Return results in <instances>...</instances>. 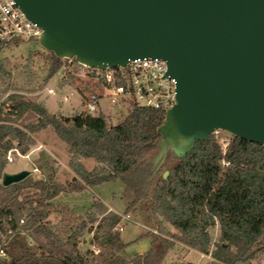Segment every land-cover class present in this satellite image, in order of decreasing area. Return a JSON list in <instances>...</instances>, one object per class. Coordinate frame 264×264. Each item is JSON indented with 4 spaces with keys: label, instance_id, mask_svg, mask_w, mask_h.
<instances>
[{
    "label": "trees",
    "instance_id": "trees-1",
    "mask_svg": "<svg viewBox=\"0 0 264 264\" xmlns=\"http://www.w3.org/2000/svg\"><path fill=\"white\" fill-rule=\"evenodd\" d=\"M5 47L0 48V82L9 77ZM45 51L44 82L62 64V58ZM63 83L73 86L75 79L67 76ZM8 90L7 82L0 86V97ZM165 111L132 105L123 119L112 123L102 112L89 115L77 107L72 116L58 115L24 94L8 93L0 101V178L7 151H24L30 135L48 127L66 143L73 177L59 181L52 165L44 179L0 183V248L5 254L0 264H161L177 242L211 252L218 263L264 261V146L230 133L221 138L212 133L181 159L168 149L153 172L161 140L157 128ZM83 158H93L96 164L88 170ZM116 179L123 183L124 213L133 212L147 227L132 241L145 240L144 252L125 251L128 244L115 229L121 216L100 199L83 215L54 202L61 194ZM214 226L220 243L211 251L209 228ZM232 245L235 252L221 256L219 250Z\"/></svg>",
    "mask_w": 264,
    "mask_h": 264
},
{
    "label": "water",
    "instance_id": "water-1",
    "mask_svg": "<svg viewBox=\"0 0 264 264\" xmlns=\"http://www.w3.org/2000/svg\"><path fill=\"white\" fill-rule=\"evenodd\" d=\"M39 44L89 67L162 59L176 81L152 161L181 159L218 130L264 146V0H14ZM32 173L3 172L8 186ZM168 172L163 173V177ZM142 243L137 252H144Z\"/></svg>",
    "mask_w": 264,
    "mask_h": 264
},
{
    "label": "rangeland",
    "instance_id": "rangeland-1",
    "mask_svg": "<svg viewBox=\"0 0 264 264\" xmlns=\"http://www.w3.org/2000/svg\"><path fill=\"white\" fill-rule=\"evenodd\" d=\"M44 52H46L45 49L36 39L13 43L4 48L2 56L7 57V59L3 60V63L9 72V77L7 80L6 78L1 80L0 86L4 87L7 82L9 90L1 95L0 101L11 91H16L24 94L26 98L40 103L50 113L72 116L78 102L76 98H71L65 102L62 101V95L68 94V91L60 90L55 85V81H52L50 86L55 89L56 94L49 96L43 92V87L49 82V80L46 82L43 80L44 70L41 54ZM32 54L34 55L28 60L27 58ZM101 110L105 116H111L112 123H116L121 119L119 111L111 108L106 100L101 101ZM24 120L30 121V118L29 120ZM215 133V136L218 138L229 134L224 131ZM31 137L32 139L27 141V145L31 147L40 143L44 148L32 153L30 160L19 157L13 163H7L4 167V172L13 173L30 169L32 173L23 180L30 182L47 177L52 172L53 165L56 168V175L59 181L71 180L73 173L68 167L70 154L66 143L60 140L50 127L32 133ZM49 159L53 160V164ZM81 163L88 170L92 169L96 164L93 158H83L81 159ZM122 191L123 183L121 180L116 179L88 186L79 192L61 194L54 199V202L71 207L76 215H83L92 201L98 198L108 209L122 216L125 215L124 210L126 207V203L121 197ZM127 214H129L130 219L124 222V228L120 232L122 240L128 244L125 251H133L142 243L146 244L147 249V242L145 240L138 242V244L132 243L147 227L141 223L140 219L136 218L133 212L130 211ZM164 226L170 233L174 232L168 223L164 222ZM209 233L211 236L210 250L212 251L220 243L218 226L209 228ZM166 237L169 238L168 235ZM219 252L221 256L233 253L235 252V247L232 245L228 248V251L220 249ZM209 257L213 258L212 255H209ZM206 262L207 257H201L199 251L177 242L171 249H168L161 264H206ZM212 264L223 263L214 261ZM251 264H264V261H254Z\"/></svg>",
    "mask_w": 264,
    "mask_h": 264
},
{
    "label": "built area",
    "instance_id": "built-area-1",
    "mask_svg": "<svg viewBox=\"0 0 264 264\" xmlns=\"http://www.w3.org/2000/svg\"><path fill=\"white\" fill-rule=\"evenodd\" d=\"M41 32V27L27 19L14 0H0V48L16 41L38 40ZM67 76L75 79L73 86L63 83ZM52 81H55L60 90L68 91V94L62 95V101L76 98L78 103L75 108L79 107L89 115L102 112L101 101L104 100L111 108L119 111L121 119L132 105L167 110L176 101V81L167 74L166 64L160 58H135L128 60L123 66L104 68L89 67L74 58H62L61 66L43 87V92L49 96L56 94L55 89L50 86ZM61 82L62 85H59ZM31 139L30 135L27 141ZM42 148L44 147L40 143L31 147L27 145L24 151L13 147L7 151L6 161L13 163L19 157L30 160L32 153ZM129 219V214L122 215L115 229L121 232L124 222ZM152 231L156 233L155 230ZM209 255L211 252H200L201 257H207L206 264L216 261ZM3 256L5 254L0 248V257Z\"/></svg>",
    "mask_w": 264,
    "mask_h": 264
}]
</instances>
